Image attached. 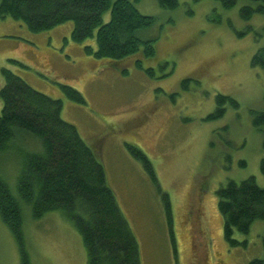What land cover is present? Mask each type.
<instances>
[{
	"label": "rangeland",
	"instance_id": "rangeland-1",
	"mask_svg": "<svg viewBox=\"0 0 264 264\" xmlns=\"http://www.w3.org/2000/svg\"><path fill=\"white\" fill-rule=\"evenodd\" d=\"M246 3L256 5L236 0L226 8L221 0H178L171 9L156 0L135 2L141 13L154 17L140 32L155 45V57L142 60V68L132 58L117 65L86 52V44L96 49L95 39L72 40V21L33 32L10 16L0 18V71L8 68L37 91L62 99L61 117L76 126L104 166L141 264H246L264 256V220H255L247 234L235 232L240 243L231 245L223 235L216 193L228 179L250 175L264 187V126L255 127L252 114L264 109V68L251 62L264 45V13L242 18L239 10ZM109 17L104 11L103 22ZM3 82L0 72V88ZM61 84L80 91L85 102L68 99ZM218 93L238 106L226 105L221 117L206 119ZM128 144L144 152L155 180ZM18 163L12 149L0 155V173L17 197ZM20 203L31 264H87L81 235L69 219L58 210L34 218ZM0 264H20L17 243L1 217Z\"/></svg>",
	"mask_w": 264,
	"mask_h": 264
},
{
	"label": "trees",
	"instance_id": "trees-1",
	"mask_svg": "<svg viewBox=\"0 0 264 264\" xmlns=\"http://www.w3.org/2000/svg\"><path fill=\"white\" fill-rule=\"evenodd\" d=\"M138 1L0 0V18L10 16L33 32L72 21V40L95 39L96 49L86 44V52L117 65L132 58L142 68V60L155 57V45L154 39L142 38L140 32L153 23L154 17L141 13L135 5ZM156 1L165 8L173 9L178 5V0ZM248 1L256 5L243 4L239 10L242 18L248 19L254 12L264 13V0ZM221 2L229 8L236 0ZM106 10L110 17L103 22L102 14ZM251 62L264 68V45L253 54ZM145 70L149 74L154 72L152 67ZM0 72L4 79L0 88V155L12 149L19 157L18 197L0 173V217L17 243L20 264H31L20 202L29 208L34 218L58 210L69 219L81 235L87 264H141L135 235L107 182L104 166L76 126L61 117L62 99L37 91L8 68L3 67ZM189 80L182 81L183 88H187ZM61 88L68 99L85 102L73 86L61 84ZM215 99L216 108L206 119L221 117L226 105L238 106V102L226 94L218 93ZM252 114L255 127L264 126V109ZM214 133L219 134L218 130ZM128 150L155 180L154 168L144 152L132 144H128ZM260 169L264 174V158ZM216 193L224 238L231 245L239 244L233 237L235 232L247 234L255 220H264V187L250 175L239 181L228 179ZM163 204L171 227L170 201L166 193ZM262 246L264 250V237ZM246 264H264V256Z\"/></svg>",
	"mask_w": 264,
	"mask_h": 264
},
{
	"label": "flooded vegetation",
	"instance_id": "flooded-vegetation-1",
	"mask_svg": "<svg viewBox=\"0 0 264 264\" xmlns=\"http://www.w3.org/2000/svg\"><path fill=\"white\" fill-rule=\"evenodd\" d=\"M221 263V261L219 260V264Z\"/></svg>",
	"mask_w": 264,
	"mask_h": 264
}]
</instances>
